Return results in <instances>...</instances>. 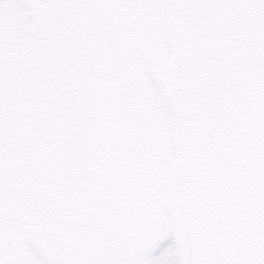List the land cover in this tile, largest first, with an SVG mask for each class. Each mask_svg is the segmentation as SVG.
Masks as SVG:
<instances>
[{
	"label": "flooded vegetation",
	"instance_id": "1",
	"mask_svg": "<svg viewBox=\"0 0 264 264\" xmlns=\"http://www.w3.org/2000/svg\"><path fill=\"white\" fill-rule=\"evenodd\" d=\"M10 3L21 20L0 31V264H221L174 0Z\"/></svg>",
	"mask_w": 264,
	"mask_h": 264
},
{
	"label": "water",
	"instance_id": "2",
	"mask_svg": "<svg viewBox=\"0 0 264 264\" xmlns=\"http://www.w3.org/2000/svg\"><path fill=\"white\" fill-rule=\"evenodd\" d=\"M197 175L222 264H264V0H175Z\"/></svg>",
	"mask_w": 264,
	"mask_h": 264
},
{
	"label": "rangeland",
	"instance_id": "3",
	"mask_svg": "<svg viewBox=\"0 0 264 264\" xmlns=\"http://www.w3.org/2000/svg\"><path fill=\"white\" fill-rule=\"evenodd\" d=\"M1 0L0 1V31H4L5 34L9 33L10 30L13 29V26L15 25V21L18 23V21L20 22L21 18L19 17V11L18 13H14L13 10H11V0ZM17 15V16H16ZM16 18V20L14 19ZM14 19V20H13ZM13 20V22H12ZM17 71V78L18 81L23 80L24 83L27 84V79L30 77L33 78L34 77V72L31 69H26V68H20V69H16ZM179 83L176 82V85ZM27 89V87H26ZM180 93V97H181V102L183 101V97H182V92H178L176 91V94L178 95ZM179 99V97H178ZM184 104V103H183ZM180 111V109H179ZM143 258L141 256L139 257H133L131 255H121L120 257H115L112 261V264H127V263H132L134 261H140Z\"/></svg>",
	"mask_w": 264,
	"mask_h": 264
}]
</instances>
